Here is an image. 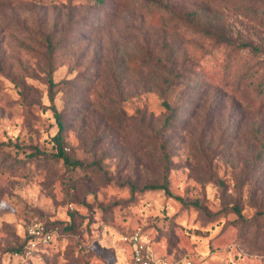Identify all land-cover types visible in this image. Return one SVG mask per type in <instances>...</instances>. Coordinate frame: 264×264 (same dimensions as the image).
I'll return each instance as SVG.
<instances>
[{
  "label": "rangeland",
  "instance_id": "obj_1",
  "mask_svg": "<svg viewBox=\"0 0 264 264\" xmlns=\"http://www.w3.org/2000/svg\"><path fill=\"white\" fill-rule=\"evenodd\" d=\"M163 1L0 0V264H264V0Z\"/></svg>",
  "mask_w": 264,
  "mask_h": 264
},
{
  "label": "built area",
  "instance_id": "obj_2",
  "mask_svg": "<svg viewBox=\"0 0 264 264\" xmlns=\"http://www.w3.org/2000/svg\"><path fill=\"white\" fill-rule=\"evenodd\" d=\"M24 232L30 248H36L40 242L50 244L58 238V228L49 227L39 219L27 222ZM123 240L130 246L131 264H192L190 260L172 261L166 256L157 255L150 247L148 239L139 230L123 236Z\"/></svg>",
  "mask_w": 264,
  "mask_h": 264
},
{
  "label": "trees",
  "instance_id": "obj_3",
  "mask_svg": "<svg viewBox=\"0 0 264 264\" xmlns=\"http://www.w3.org/2000/svg\"><path fill=\"white\" fill-rule=\"evenodd\" d=\"M97 1L99 3H103L104 2V0H97ZM143 2L145 4H147L149 7H152V9L155 8L158 11H164V12L171 11L170 5L165 3L163 0H143ZM48 43H49V46L51 48L52 47L51 41H49ZM243 46L244 47H248L249 46L253 50H257V48H258V47H255L253 44H251L249 42L243 43ZM58 84L59 83L54 82L53 80L49 81V90H50L51 97H53V93L56 90V87L58 86ZM164 104H165V106L168 109L171 108L168 102H165ZM55 116H56V119H57V122H58V131L55 134V136L53 137V140L55 141V144H56V151L54 153H52L50 156L53 157V158L63 159L66 164H69V165H72V166H75V167L84 166V163L82 161L77 160V159H73L65 151V147H64V143L65 142H64V135L63 134H64V130H65L66 126H65L64 120L62 118V114L60 112L56 111ZM171 116H172V114L170 115V117ZM170 117L168 118V120H170ZM36 155L37 156H43V157L48 156L47 153L41 151L38 148H36V150L33 153L30 154V156H36ZM259 157H264V150H262L260 152ZM145 188H147V189H164L166 193L170 194L169 187H168V185L166 183L149 184V185H146ZM233 209L237 213L241 214V208H240L239 205H234ZM48 226L49 227H54L52 225H48ZM39 244L43 245V243H41V242ZM24 247H25V249L30 250L29 242H28V239L26 237L24 239Z\"/></svg>",
  "mask_w": 264,
  "mask_h": 264
},
{
  "label": "crops",
  "instance_id": "obj_4",
  "mask_svg": "<svg viewBox=\"0 0 264 264\" xmlns=\"http://www.w3.org/2000/svg\"><path fill=\"white\" fill-rule=\"evenodd\" d=\"M130 247V246H129ZM151 247V246H150ZM152 248V247H151ZM153 249V248H152ZM154 250V249H153ZM158 255V254H157ZM162 256V255H161ZM164 256V255H163Z\"/></svg>",
  "mask_w": 264,
  "mask_h": 264
}]
</instances>
